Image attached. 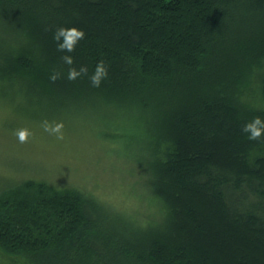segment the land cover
<instances>
[{
  "label": "trees",
  "instance_id": "1",
  "mask_svg": "<svg viewBox=\"0 0 264 264\" xmlns=\"http://www.w3.org/2000/svg\"><path fill=\"white\" fill-rule=\"evenodd\" d=\"M61 26L85 33L71 52L57 48ZM0 99L37 120L134 105L152 132L157 214L12 182L0 248L14 263L264 264V133L243 131L264 119V0H0Z\"/></svg>",
  "mask_w": 264,
  "mask_h": 264
},
{
  "label": "rangeland",
  "instance_id": "2",
  "mask_svg": "<svg viewBox=\"0 0 264 264\" xmlns=\"http://www.w3.org/2000/svg\"><path fill=\"white\" fill-rule=\"evenodd\" d=\"M21 107L0 99V193L12 182L35 179L81 189L129 216L158 213L145 169L152 132L137 106L100 103L86 113L70 108L48 120L28 118ZM20 131H26L24 140ZM3 253L0 248V264H19Z\"/></svg>",
  "mask_w": 264,
  "mask_h": 264
},
{
  "label": "clouds",
  "instance_id": "3",
  "mask_svg": "<svg viewBox=\"0 0 264 264\" xmlns=\"http://www.w3.org/2000/svg\"><path fill=\"white\" fill-rule=\"evenodd\" d=\"M85 33L83 29L78 28L76 26L66 27L61 26L57 28V30L54 33V39L58 42L57 48L58 49H67L68 52H71L74 50L76 44L80 39L84 37ZM61 37L63 39L61 40ZM64 60L71 64L72 63V56L65 55ZM80 71H87V68L84 67ZM80 74L79 71L73 69L69 72L70 78H75ZM107 67L105 66L103 61H100L96 68L94 73L91 76V81L95 86H99L101 83V80L107 76ZM53 79H55V74L52 76ZM60 126L57 125L56 128L52 129L53 131L58 130ZM243 131L248 133L250 139H257L260 138L262 133H264V119H262L260 116H256L251 121L246 122L243 125ZM19 137L21 140H24L26 138V131H20Z\"/></svg>",
  "mask_w": 264,
  "mask_h": 264
}]
</instances>
